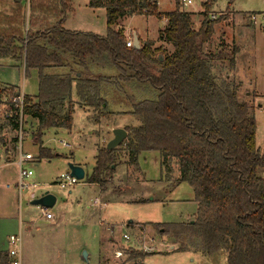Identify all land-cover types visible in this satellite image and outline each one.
Instances as JSON below:
<instances>
[{
    "label": "trees",
    "instance_id": "obj_1",
    "mask_svg": "<svg viewBox=\"0 0 264 264\" xmlns=\"http://www.w3.org/2000/svg\"><path fill=\"white\" fill-rule=\"evenodd\" d=\"M13 1L19 5L23 0ZM52 2L59 8L54 25L41 29L42 21L40 29L32 30L33 22L24 34L0 33V59L23 61L25 76L31 70L37 73L38 93L24 95L22 112L37 122L34 140L50 128L71 129L73 92L80 107L97 112L106 110V96L122 85L148 88L143 95L155 90L153 100L125 97L128 114L140 124L123 128L126 137L118 148L97 151L87 182L103 186L120 165L121 151L125 164L134 168L141 153L157 152L165 174L175 163L178 180L191 188L197 210L191 222L153 224L156 233L179 241L181 251L193 247L210 256L224 249L226 264H264V178L258 175L264 147L256 149V122L249 106L238 100V86L217 83L209 64L213 55L202 54L217 23L207 16V3L197 14L203 20L195 29L193 13L181 11L182 0L168 14L158 12L157 0H88L91 9L105 11L106 33L98 36L66 29L68 0ZM134 15L166 19L159 35L171 51L141 39L138 49L126 48L120 22ZM48 68L63 73L47 74ZM8 90L12 98L15 87ZM15 120L17 116L6 119L14 130ZM38 157L48 159L50 154L40 147Z\"/></svg>",
    "mask_w": 264,
    "mask_h": 264
},
{
    "label": "rangeland",
    "instance_id": "obj_2",
    "mask_svg": "<svg viewBox=\"0 0 264 264\" xmlns=\"http://www.w3.org/2000/svg\"><path fill=\"white\" fill-rule=\"evenodd\" d=\"M38 1L23 0L20 6L13 0L8 3L0 1V27L5 26L0 33L19 29L16 25L20 20L23 21V31L26 30L32 13L29 2L36 5ZM71 3L73 10L64 21L66 29L105 35L104 10L91 9L87 0H71ZM205 3L207 12L218 17L212 37L201 49L202 54L213 55L209 64L217 83L225 80L238 86V100L249 106L255 119L256 149L261 151L264 147V33L249 23L248 14L264 12V0H192V4L182 6L181 11L193 13L194 16L190 17L195 29L203 20L197 14L203 11ZM175 6L176 0H157L160 14H168ZM3 13H8V18ZM41 21H44L41 29L51 25L46 20ZM166 22L154 15H134L121 21L120 27L124 36L128 37L127 34L135 30L139 32L138 38L142 41L152 42L154 47L161 46L169 52L171 46L159 35L166 27ZM23 65V61L15 58L0 59V87L4 90L0 100L7 105L10 100V91L7 89L10 87H15V91L26 96L32 97L38 93L36 71L31 70L25 76ZM46 73L62 75L63 72L58 68H48ZM101 73L117 74L105 70ZM131 88L122 85L112 91L106 96V110L97 112L85 106L80 107L73 92L75 108L71 129L50 128L39 141L33 138L37 129L36 120L23 115L20 131L23 152L30 153L38 160V164L32 168L33 182L41 184L34 191L35 194L48 192L55 195L56 203L50 211L61 217L62 233L67 237L69 246L75 251H78V246H83L81 256L86 255L83 258L86 264H226L224 249L210 256L193 247L181 251L179 241L174 242L169 238L164 240L156 233L153 224L191 222L197 210L191 188L178 180L175 163L172 162L169 175L165 174L157 152L141 153L137 167L134 168L125 164L126 158L121 151L122 161L116 167L113 177L108 178L103 186L87 182L86 175L90 174L95 164L94 155L113 137V130L125 126L137 127L140 124L137 117L128 114L131 108L125 97L129 95L135 99L153 100L156 96L155 90L143 95L149 92L143 86L133 90ZM0 125L3 126L0 130L2 206L6 195L13 194L12 189H6V185L13 188L15 180V169L4 167V147L6 151L14 152L19 132L17 128L12 129L3 116L0 117ZM62 143L68 147H63ZM40 147L48 150L50 158L38 157ZM68 163L80 166L85 179L77 181L69 189H61L55 181L61 173L68 171ZM258 175L264 178V167L259 169ZM28 194H21L20 211L15 206L16 213H20L23 220L27 218L28 209H36L27 203ZM124 234L129 237L127 242L122 238ZM143 244L154 246V252L144 251ZM131 250L132 256H135L134 252L143 256L132 258L129 253ZM115 252L121 256L115 258Z\"/></svg>",
    "mask_w": 264,
    "mask_h": 264
},
{
    "label": "crops",
    "instance_id": "obj_3",
    "mask_svg": "<svg viewBox=\"0 0 264 264\" xmlns=\"http://www.w3.org/2000/svg\"><path fill=\"white\" fill-rule=\"evenodd\" d=\"M0 1L8 3L12 0ZM67 3L69 7L67 12L68 16L73 9L71 0H68ZM33 6L34 9L32 10L31 16H29L30 18H28V27L26 28V30L30 28V25H32L33 22H36L35 26H33V29L35 30L40 29L38 27L42 22L41 20L48 21L51 24L49 26H52L57 22V13L59 11V8L56 3L52 2V0H39L38 3L36 5L33 4ZM50 9H52V13H50ZM3 15L7 16L9 14L3 13ZM0 17H2L1 14ZM161 20L165 22L167 21L164 18H162ZM16 26L19 27V29L17 30H20L23 34L26 32V30L23 31L22 24L19 23ZM2 29H5V26H1L0 30ZM14 31H16L15 28L12 29L11 33ZM130 33L131 35L136 34V36H139V32L135 30L134 32L132 31ZM0 95H4V93ZM14 147V152H12V150L6 151V147H4L6 161L4 167H13L15 169V178L16 145ZM37 164L38 160L36 161L35 166ZM111 177H113V174ZM6 189H12L13 194L10 193L6 195V197L3 199V203H1L2 206H0V228L2 230L0 232V264H9V258L7 256L8 250L10 249L8 239L11 235L19 236L20 238V264H86L84 263L83 257L81 256L83 246H78V251H75L71 246H69L67 237L62 233L61 217L59 216V214L54 215L53 212L50 211L52 208L49 209L54 218L51 221H47L43 218L39 210L40 207L35 206V211L32 209H28L27 218L23 220L21 214H18L15 211V206H17L18 208L20 207L22 197L19 198V195L16 194L14 188H11L10 185H6ZM36 195L39 196L37 193ZM29 199L30 195L27 199L28 204L30 202Z\"/></svg>",
    "mask_w": 264,
    "mask_h": 264
},
{
    "label": "built area",
    "instance_id": "obj_4",
    "mask_svg": "<svg viewBox=\"0 0 264 264\" xmlns=\"http://www.w3.org/2000/svg\"><path fill=\"white\" fill-rule=\"evenodd\" d=\"M192 4V0H182V6L186 7L187 5ZM248 21L253 27H258L264 33V12H259L255 14H248ZM207 16L211 20H216L218 15L213 13H208ZM127 41L125 43L126 48L133 47V36L129 32L127 34ZM23 99L24 94L20 91L14 93V96L10 98L9 104L7 105L5 102H1L0 100V117L3 116L5 119H12L17 116L16 126L17 131L19 132L18 139L16 141V180L13 184V188L19 198L22 197V193L27 192L30 195V199L32 200L37 195L35 194V190L40 187V183L33 182V172L32 168L35 166L36 158L32 156L30 153L23 152V145L21 143V135L20 131L22 129V121H23ZM3 101V100H2ZM3 113V114H2ZM14 115V116H13ZM63 147H68V145L62 143ZM77 180L70 176L69 170L65 173H61L55 184L58 185L61 189H69L72 185L76 184ZM43 218L47 221H51L54 217L53 214L46 209L39 208ZM123 240L127 242L129 240L128 235L122 236ZM9 242V250H8V258L9 264H20V238L19 236L11 235L8 239ZM171 248V247H170ZM142 249L148 253H152L155 250L154 246H148L146 244L142 245ZM121 254L119 252H115V258L120 257Z\"/></svg>",
    "mask_w": 264,
    "mask_h": 264
},
{
    "label": "water",
    "instance_id": "obj_5",
    "mask_svg": "<svg viewBox=\"0 0 264 264\" xmlns=\"http://www.w3.org/2000/svg\"><path fill=\"white\" fill-rule=\"evenodd\" d=\"M133 36V48L138 49L139 48V38L136 36V34ZM162 60V58H160ZM113 137L109 140V142L106 144L105 149L107 151L116 149L120 146V144L124 141L126 137V132L123 128L114 129ZM68 170L70 172V176L74 177L77 181H82L85 179L84 171L80 166L74 165L72 163H68ZM39 196L35 197L34 199L30 200L29 205L30 206H37L46 210H49L52 208V206L56 202V197L53 194H49L48 192L38 194ZM83 258H86V255L83 254Z\"/></svg>",
    "mask_w": 264,
    "mask_h": 264
}]
</instances>
